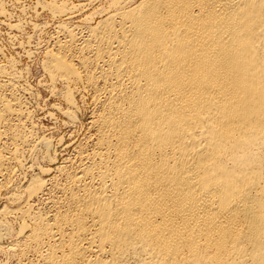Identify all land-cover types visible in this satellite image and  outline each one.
I'll use <instances>...</instances> for the list:
<instances>
[{
  "label": "bare ground",
  "instance_id": "obj_1",
  "mask_svg": "<svg viewBox=\"0 0 264 264\" xmlns=\"http://www.w3.org/2000/svg\"><path fill=\"white\" fill-rule=\"evenodd\" d=\"M68 1L42 51L68 156L0 70V264H264V0Z\"/></svg>",
  "mask_w": 264,
  "mask_h": 264
},
{
  "label": "rangeland",
  "instance_id": "obj_2",
  "mask_svg": "<svg viewBox=\"0 0 264 264\" xmlns=\"http://www.w3.org/2000/svg\"><path fill=\"white\" fill-rule=\"evenodd\" d=\"M51 1L3 0L4 15L3 17L0 15V70L6 68L8 64L14 65L15 70L21 75L19 85L27 89L29 94L25 96V100L27 99L30 111L32 110L40 135L51 138L57 143H55L56 153H59V159H63L70 154V151L57 146L60 144L59 140H63L62 143L67 142L65 144L67 146L69 143L78 142L82 133L79 129L68 130L61 123L63 119L53 112V107L60 105L61 102L49 93L47 89L49 81L42 71L44 60L42 51L46 48L49 39L54 37L55 24L63 20L49 13L47 4ZM69 1L70 5L78 4L77 0ZM15 25L19 30L13 28ZM1 205L2 201H0Z\"/></svg>",
  "mask_w": 264,
  "mask_h": 264
}]
</instances>
